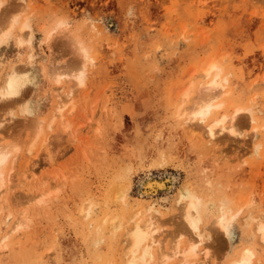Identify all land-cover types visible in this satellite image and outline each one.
Returning <instances> with one entry per match:
<instances>
[{"label": "rangeland", "instance_id": "rangeland-1", "mask_svg": "<svg viewBox=\"0 0 264 264\" xmlns=\"http://www.w3.org/2000/svg\"><path fill=\"white\" fill-rule=\"evenodd\" d=\"M0 3V79L12 69L27 72L29 55L34 63L33 84L0 100V146L9 151L0 235L19 223L0 240V264H121L122 230L132 211L143 210L140 200L161 213V246L184 244L193 234L181 228L175 200L186 185L203 195L200 226L211 260L224 264L243 246L254 249L253 259L264 254L250 220L264 217V0ZM23 23L30 28L21 30ZM73 37L88 58L74 50ZM210 60L227 78L216 114L244 109L235 119L236 135L217 133L215 145L206 142L200 123L193 121L190 131L176 116L178 88ZM53 66L63 75L58 84ZM81 68L79 85L72 74ZM28 147L35 176L21 185ZM146 176L175 181L167 192L144 194ZM220 199L234 216L227 232L213 225ZM112 218L123 221L119 230H111Z\"/></svg>", "mask_w": 264, "mask_h": 264}, {"label": "bare ground", "instance_id": "bare-ground-1", "mask_svg": "<svg viewBox=\"0 0 264 264\" xmlns=\"http://www.w3.org/2000/svg\"><path fill=\"white\" fill-rule=\"evenodd\" d=\"M10 22L11 23L9 26L11 28L15 22V18H13ZM25 28H30L27 23L22 24L21 30ZM6 32H8V30H6ZM49 36L50 34L48 33L47 37ZM18 41L20 43L23 41L22 35H20ZM71 44L81 58H88V50L85 48L82 42L77 39V37H73L71 39ZM30 59L31 55H29V60L27 61V63H29V69L27 72H17L12 69L7 71L6 75L4 74V77L2 76L3 80L0 79V81L2 80L0 82V100H11L16 97L27 84H33L31 70L34 67V63L32 59ZM50 70L55 83H60L63 75L57 72L58 68L53 66L50 68ZM72 75L74 77L73 79L77 81V84H83L85 76L82 68L76 74L74 73ZM195 77L200 78V81L196 86L197 92H195L194 96L190 97L192 83ZM226 83L227 78L222 74L221 67L218 66V64H216L214 61L210 60L203 68L200 69L199 73L192 74V78H190L189 83L185 86L183 85V87L180 86L181 88H178L176 93V99L179 101V110L176 116L181 119V123L187 125V128H189L190 131H194L193 129L196 128L192 126L193 121L200 123L203 128V137L205 138L206 142L213 143V145H215L218 141L217 133L226 132V134L230 136L236 135V130L234 129L235 119L238 117V114L244 110L240 107H233L229 114L222 111L216 114V112L222 107V102L216 101V99L224 93ZM67 95L69 96L68 92ZM186 101L188 104H185ZM64 106L65 105L63 103L62 105L60 103V105L56 106V112H58V115L61 114ZM21 111L22 113L29 115L31 109L28 106L23 105ZM248 119L249 123L252 125V128L255 130L257 128L256 119L251 115L248 116ZM256 147L257 146H255V148ZM31 153V148L28 147L27 153L25 154L26 158L23 163L24 168L22 171H20L21 176L18 179L19 184L21 183V185L26 182L27 179H33L35 176V171H33L34 169L28 167L29 160H31L33 156V153ZM16 156L17 155L12 156L13 161H15ZM8 160L9 151L6 150L5 147L0 146V188L2 187L5 179L4 166ZM48 163L50 166L51 162ZM10 170L11 169L9 167L8 171ZM7 178L5 180H7ZM174 179V176H166L165 179H160L154 176H146V178H144L141 182L142 193H155L161 189L166 190L167 192L172 188V183L175 181ZM6 182H8V180ZM39 183L37 182L38 185ZM117 192H119V190ZM37 195L40 194H32L27 198L28 201L34 199ZM115 195L121 196L118 193ZM162 197L163 200L168 198V196ZM142 201L146 202L143 210L132 211L133 213H131V215L127 218L129 225L126 222L128 226L124 228L125 230H122L123 238L121 240V246L119 250L122 252L124 259H122L121 264H205L207 262H209V264H218L214 260L210 259L207 245L203 243L204 238L206 237L203 229L200 226L203 218V212L205 211V201L203 195H200L196 191L188 188L187 185L180 189L176 195L175 201L180 207V216L183 219V226H181V228L183 227L187 230V232L193 234L188 240L183 242L184 244H181L180 240L177 239L173 242L169 241L167 245L161 246L162 241L157 240V236L159 234L157 216H160L161 213L159 209L154 206L153 202L149 200H140L139 202ZM219 202L220 204L217 210L218 215L213 219V225L219 231L227 232L234 216L230 211V206L227 205L225 201L220 199ZM108 220L110 221V219ZM119 220H122V218H119ZM250 220L254 221V231L257 233V239L260 243V246H262L264 249V217L261 214H258L254 217L250 216ZM17 222V219L12 222L10 229L0 235V240H4L9 234V231L15 229L19 225ZM122 222L112 218L109 222L111 230H119V228L123 225ZM99 228L100 226H97V230H99ZM97 238L99 239V237ZM98 241L99 240H96V243ZM253 256L254 249L251 246H243L238 250V252H236L234 256H232V258H226L227 260L224 264H264V254L255 259H253Z\"/></svg>", "mask_w": 264, "mask_h": 264}]
</instances>
